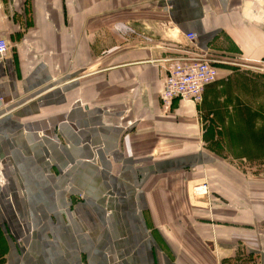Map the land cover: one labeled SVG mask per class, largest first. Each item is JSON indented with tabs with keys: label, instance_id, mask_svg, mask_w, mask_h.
<instances>
[{
	"label": "crops",
	"instance_id": "obj_1",
	"mask_svg": "<svg viewBox=\"0 0 264 264\" xmlns=\"http://www.w3.org/2000/svg\"><path fill=\"white\" fill-rule=\"evenodd\" d=\"M189 33L218 79L166 111ZM0 39L8 264H264V177H218L195 120L264 139V0H0Z\"/></svg>",
	"mask_w": 264,
	"mask_h": 264
},
{
	"label": "built area",
	"instance_id": "obj_2",
	"mask_svg": "<svg viewBox=\"0 0 264 264\" xmlns=\"http://www.w3.org/2000/svg\"><path fill=\"white\" fill-rule=\"evenodd\" d=\"M191 45L189 49L179 51L176 58L163 60L164 78L162 79L161 105L166 111L171 110L175 101L180 100L200 105L207 87L218 79V62L208 52H196L197 35L186 34ZM191 48L193 50L191 51ZM10 51V43L0 39V59H4Z\"/></svg>",
	"mask_w": 264,
	"mask_h": 264
},
{
	"label": "rangeland",
	"instance_id": "obj_3",
	"mask_svg": "<svg viewBox=\"0 0 264 264\" xmlns=\"http://www.w3.org/2000/svg\"><path fill=\"white\" fill-rule=\"evenodd\" d=\"M174 105V104H173ZM173 108V106H172ZM171 108V109H172ZM170 111V110H169ZM196 125L198 129L202 132L211 133L208 134L209 143H211L215 150H221L222 161L224 162V168L218 169V177L229 178L233 176L248 177L256 180V186L260 187L257 184H260L262 178L264 177V168L262 167V162L264 160L261 148L264 144V139L262 137L250 138V136H242L240 138H231L229 133L230 129L220 126L213 119H207L206 121L201 120L196 116ZM249 144H254V148L257 152L249 151ZM238 145V146H236ZM255 161L259 164L252 166L246 165L247 161ZM235 164V165H234ZM235 166V169H234ZM235 173V174H232ZM238 173V174H237ZM220 187L229 188L230 184H222ZM200 189V191H199ZM204 189L205 194L209 193V185L205 184L194 189L195 195H205L203 194ZM7 203V202H5ZM10 207H8L9 209ZM5 211V209H4ZM8 212V210H6ZM5 223L0 218V264H8L7 255H8V244H7V232L5 228ZM19 244L20 241L18 242ZM246 262V261H245ZM247 264V263H244Z\"/></svg>",
	"mask_w": 264,
	"mask_h": 264
},
{
	"label": "bare ground",
	"instance_id": "obj_4",
	"mask_svg": "<svg viewBox=\"0 0 264 264\" xmlns=\"http://www.w3.org/2000/svg\"><path fill=\"white\" fill-rule=\"evenodd\" d=\"M199 191H200V189H199ZM201 191H203V192H204V189H202Z\"/></svg>",
	"mask_w": 264,
	"mask_h": 264
}]
</instances>
